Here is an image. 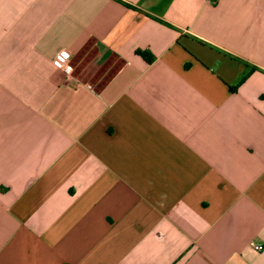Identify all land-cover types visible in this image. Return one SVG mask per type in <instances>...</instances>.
I'll return each instance as SVG.
<instances>
[{
	"label": "crops",
	"instance_id": "obj_1",
	"mask_svg": "<svg viewBox=\"0 0 264 264\" xmlns=\"http://www.w3.org/2000/svg\"><path fill=\"white\" fill-rule=\"evenodd\" d=\"M0 264H264V0H0Z\"/></svg>",
	"mask_w": 264,
	"mask_h": 264
},
{
	"label": "rangeland",
	"instance_id": "obj_2",
	"mask_svg": "<svg viewBox=\"0 0 264 264\" xmlns=\"http://www.w3.org/2000/svg\"><path fill=\"white\" fill-rule=\"evenodd\" d=\"M94 55L92 42H87L78 53L70 60L72 73L86 78L94 88H99L111 70L118 65V61L112 57L100 67L90 68V61Z\"/></svg>",
	"mask_w": 264,
	"mask_h": 264
},
{
	"label": "built area",
	"instance_id": "obj_3",
	"mask_svg": "<svg viewBox=\"0 0 264 264\" xmlns=\"http://www.w3.org/2000/svg\"><path fill=\"white\" fill-rule=\"evenodd\" d=\"M207 2H213L214 0H206ZM53 63L60 68L66 75H69L72 72V66L70 63V56L64 50H58L52 59ZM249 246L256 250L260 251L262 249V244L254 243L250 241Z\"/></svg>",
	"mask_w": 264,
	"mask_h": 264
},
{
	"label": "trees",
	"instance_id": "obj_4",
	"mask_svg": "<svg viewBox=\"0 0 264 264\" xmlns=\"http://www.w3.org/2000/svg\"><path fill=\"white\" fill-rule=\"evenodd\" d=\"M135 53L145 58L144 53H143L142 51H140V50H135ZM146 60H149V59L146 58ZM119 64H120V63L118 62V65H117L116 67H114V68L111 70L110 74H109V75L107 76V78L104 80V82L102 83V85H103V84L109 79V77L115 72V70L118 68Z\"/></svg>",
	"mask_w": 264,
	"mask_h": 264
}]
</instances>
